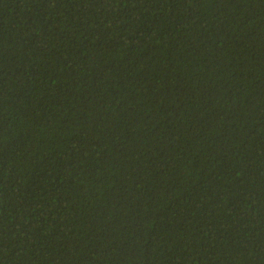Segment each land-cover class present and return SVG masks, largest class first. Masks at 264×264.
I'll return each instance as SVG.
<instances>
[{"label": "trees", "instance_id": "16d2710c", "mask_svg": "<svg viewBox=\"0 0 264 264\" xmlns=\"http://www.w3.org/2000/svg\"><path fill=\"white\" fill-rule=\"evenodd\" d=\"M0 264H264V0H0Z\"/></svg>", "mask_w": 264, "mask_h": 264}]
</instances>
